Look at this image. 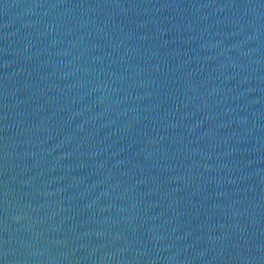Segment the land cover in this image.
Segmentation results:
<instances>
[{
  "label": "water",
  "instance_id": "1",
  "mask_svg": "<svg viewBox=\"0 0 264 264\" xmlns=\"http://www.w3.org/2000/svg\"><path fill=\"white\" fill-rule=\"evenodd\" d=\"M0 264H264V0H0Z\"/></svg>",
  "mask_w": 264,
  "mask_h": 264
}]
</instances>
